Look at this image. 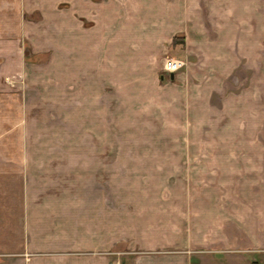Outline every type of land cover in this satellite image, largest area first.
<instances>
[{
	"label": "crops",
	"instance_id": "crops-1",
	"mask_svg": "<svg viewBox=\"0 0 264 264\" xmlns=\"http://www.w3.org/2000/svg\"><path fill=\"white\" fill-rule=\"evenodd\" d=\"M123 1L126 16L150 25L126 49L145 70L137 83L146 96L167 98L158 113L168 112L178 131L166 132L188 153L177 177L187 192L169 197L177 211L168 229L135 239V252L115 241L112 210L90 202L94 193L80 208V193L53 189L48 172L59 171L46 168L57 162L26 149L16 92L22 8L41 0H0V264H264V0ZM176 33L183 42L172 51L185 64L170 80L159 68Z\"/></svg>",
	"mask_w": 264,
	"mask_h": 264
},
{
	"label": "rangeland",
	"instance_id": "rangeland-1",
	"mask_svg": "<svg viewBox=\"0 0 264 264\" xmlns=\"http://www.w3.org/2000/svg\"><path fill=\"white\" fill-rule=\"evenodd\" d=\"M121 1L41 0L42 6L22 8L18 44L26 68L16 92L27 123L26 149L35 161L57 162L46 168L59 171L48 172L57 176L53 189L80 193L73 196L80 208L94 193L90 202L112 210L115 241L137 252L135 239H151L171 224L176 208L169 207V197L187 192L177 177L188 153L177 146L181 137L166 132L178 131L168 112L158 113L167 98H154L157 89L146 96L138 86L145 70L130 64L127 39L144 41L150 25L126 16L130 9L125 14ZM108 2L112 7L101 12ZM182 36L171 38L162 57L163 77L165 58L184 62L172 51Z\"/></svg>",
	"mask_w": 264,
	"mask_h": 264
},
{
	"label": "built area",
	"instance_id": "built-area-1",
	"mask_svg": "<svg viewBox=\"0 0 264 264\" xmlns=\"http://www.w3.org/2000/svg\"><path fill=\"white\" fill-rule=\"evenodd\" d=\"M184 66V62L178 59L165 58L162 63V70L165 73H175Z\"/></svg>",
	"mask_w": 264,
	"mask_h": 264
},
{
	"label": "water",
	"instance_id": "water-1",
	"mask_svg": "<svg viewBox=\"0 0 264 264\" xmlns=\"http://www.w3.org/2000/svg\"><path fill=\"white\" fill-rule=\"evenodd\" d=\"M168 76H169L170 80L173 78V74L172 73H169Z\"/></svg>",
	"mask_w": 264,
	"mask_h": 264
}]
</instances>
